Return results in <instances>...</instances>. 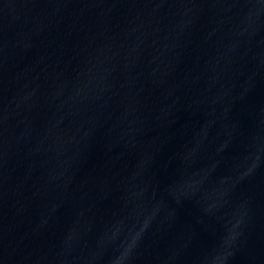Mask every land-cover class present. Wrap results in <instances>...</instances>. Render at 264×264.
<instances>
[{
	"label": "water",
	"instance_id": "water-1",
	"mask_svg": "<svg viewBox=\"0 0 264 264\" xmlns=\"http://www.w3.org/2000/svg\"><path fill=\"white\" fill-rule=\"evenodd\" d=\"M0 264H264V0H0Z\"/></svg>",
	"mask_w": 264,
	"mask_h": 264
}]
</instances>
